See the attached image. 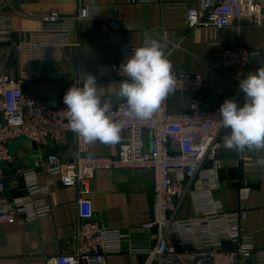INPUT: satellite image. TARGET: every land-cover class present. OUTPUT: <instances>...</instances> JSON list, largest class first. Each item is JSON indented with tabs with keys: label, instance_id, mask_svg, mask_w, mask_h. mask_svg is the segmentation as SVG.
I'll use <instances>...</instances> for the list:
<instances>
[{
	"label": "built area",
	"instance_id": "2783aa9c",
	"mask_svg": "<svg viewBox=\"0 0 264 264\" xmlns=\"http://www.w3.org/2000/svg\"><path fill=\"white\" fill-rule=\"evenodd\" d=\"M75 1L78 12L74 16H63L51 10L41 17L42 24L37 32L43 38L28 43L24 51L30 62L66 60L68 49L80 45L74 35L81 23L90 18V9L85 0ZM131 1L146 3L154 0ZM8 3L9 0L0 3V41L5 40L2 35L11 31L12 12L3 8ZM262 11L264 0H196L195 5L188 8L186 26L188 29L225 28L240 19L261 23L264 21ZM112 27L119 28L120 23L114 22ZM134 49L128 47L125 60ZM19 52L23 53V50ZM11 57L12 53H7L6 62ZM261 61H264V54L258 49L224 48L216 68L229 74L231 69L252 63L260 65ZM122 63L97 67V83L127 79L120 72ZM173 74L176 79L173 93L195 94L205 86L199 73L174 70ZM84 78L79 74L68 82L63 97L70 86ZM23 83L24 79L0 74V228L15 223L19 216L33 220L52 212L55 204L48 196L55 177H58L64 186L77 189L79 213L73 229L75 248L51 258L49 263L105 264L109 255L125 251L124 241L128 235L120 228L105 227L94 219L89 182L102 169H148L154 199L152 219L143 227L157 229V243L150 248L131 243L128 248L129 252L146 256L143 264H241L253 256L257 257L258 264H264V248L256 247L251 237L242 233L243 211H226L212 196L213 189L219 184L220 159L225 149L221 140L224 128L216 116L219 109L207 111L194 100L188 111L172 114L169 110L171 93L151 119L141 120L123 117L120 112L123 102L118 101L112 108L114 120L123 123L121 139L117 142L119 152L115 157H96L88 154L93 143L69 130L63 116L66 110L63 97L59 106L44 105L22 91ZM20 138H26L38 147L39 159L33 168L17 165V156L10 149L9 143ZM70 143L75 148V154L70 157L50 149L51 144L65 147ZM261 151L264 149H255V157L244 156L243 159L249 176L252 173V180L258 179L264 164ZM39 168L49 175L46 184L39 181ZM8 177L11 187L18 190L20 180H23V193L15 197L7 195ZM251 189L249 184L241 187L240 199L247 200ZM188 190L198 214L176 219L171 215L175 210L173 199L186 197ZM172 235H177L180 245L187 248L178 258L168 244ZM226 243H231L233 248H226Z\"/></svg>",
	"mask_w": 264,
	"mask_h": 264
},
{
	"label": "crops",
	"instance_id": "0c3cea01",
	"mask_svg": "<svg viewBox=\"0 0 264 264\" xmlns=\"http://www.w3.org/2000/svg\"><path fill=\"white\" fill-rule=\"evenodd\" d=\"M8 1V0H7ZM4 0H0L3 3ZM3 7L12 15L11 31L0 41V74L11 78L24 79L22 91L40 103L59 106L68 82L87 73L96 78L97 67L122 63L127 57L128 47L142 45L145 34L159 40L172 63V71L199 73L205 81L204 88L195 94L172 93L169 110L172 114L188 111L194 100L207 111L219 109L225 99H236L243 103V93L239 81L260 65L252 63L246 67L231 69L229 74L216 68L221 61L224 48L246 47L258 49L264 54V21L254 22L240 19L225 28L197 27L188 29L186 17L189 7L196 0H154L136 3L131 0H85L90 9V18L81 23L74 35L80 45L67 51L63 61L30 62L24 53L28 43H36L43 38L37 32L41 27V17L51 10L71 17L78 7L75 0H9ZM15 4V6H14ZM264 18V11L261 13ZM120 23L119 28L112 23ZM176 45L172 47L173 44ZM23 50V53L19 50ZM12 53L9 62L5 58ZM121 81L97 83L102 101L112 107L118 103L115 95ZM227 131L223 129L221 140L224 153L220 159L219 184L212 196L226 211H243L242 233L251 237L253 244L264 248V164L258 179L252 180L244 167V156L255 157V149L239 152L224 144ZM119 143L90 145L88 154L96 157H115ZM17 165L33 168L39 159L38 147L30 142L14 146ZM62 156L75 154L71 143L65 147L50 145ZM264 152L261 151V155ZM37 169L41 184L50 179L43 170ZM250 169V168H249ZM186 181L185 184H187ZM251 185L247 200H241L239 189ZM7 195L15 197L23 193L24 182L20 180V190L11 187L6 180ZM90 198L94 205V219L108 228H120L128 237L124 241L123 253L111 254L105 264H143L145 255L128 251L131 243L150 248L157 243V229H146L144 223L152 219V177L148 169L117 168L99 170L89 182ZM48 200L54 203L52 212L33 220L19 216L15 223L0 228V264H50V259L75 248L73 229L78 221L77 189L64 186L58 177L51 186ZM176 219L197 216V209L188 190L186 197L173 199ZM169 246L176 251V258L187 248L180 245L179 237L168 238ZM226 248H233L231 243ZM188 264H193L188 262ZM241 264H258L256 256L243 260Z\"/></svg>",
	"mask_w": 264,
	"mask_h": 264
},
{
	"label": "clouds",
	"instance_id": "9594fccd",
	"mask_svg": "<svg viewBox=\"0 0 264 264\" xmlns=\"http://www.w3.org/2000/svg\"><path fill=\"white\" fill-rule=\"evenodd\" d=\"M164 45L149 34L141 46L120 66L127 79L120 82L115 95L125 118L148 120L161 103L175 91L176 79ZM243 103L225 99L217 117L227 131L224 144L229 149H264V61L239 81ZM64 118L69 130L89 143L115 144L120 141L123 123L114 120L112 104L102 101L96 78L88 74L70 86L64 97Z\"/></svg>",
	"mask_w": 264,
	"mask_h": 264
},
{
	"label": "water",
	"instance_id": "95a60500",
	"mask_svg": "<svg viewBox=\"0 0 264 264\" xmlns=\"http://www.w3.org/2000/svg\"><path fill=\"white\" fill-rule=\"evenodd\" d=\"M61 103H62V100L60 101V103L58 105H61ZM69 137H70V139L72 138V134L71 133L69 134ZM22 143H23V141L19 140V141L11 142L9 144H10L11 148H14V146L21 145ZM13 152H15L14 149H13Z\"/></svg>",
	"mask_w": 264,
	"mask_h": 264
},
{
	"label": "rangeland",
	"instance_id": "374dc122",
	"mask_svg": "<svg viewBox=\"0 0 264 264\" xmlns=\"http://www.w3.org/2000/svg\"><path fill=\"white\" fill-rule=\"evenodd\" d=\"M14 6H15V4H14ZM19 140H22L23 142H29L26 138H20V139H17V140H14V141H11V142H15V141H19ZM10 142V143H11ZM9 146H10V144H9ZM10 149H11V151H12V153L13 154H17V153H15V152H13V148H11V146H10Z\"/></svg>",
	"mask_w": 264,
	"mask_h": 264
}]
</instances>
